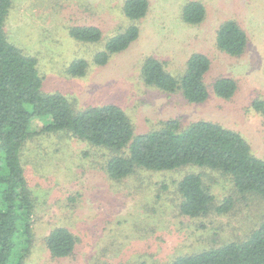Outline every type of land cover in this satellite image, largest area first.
Here are the masks:
<instances>
[{
	"label": "rangeland",
	"instance_id": "rangeland-1",
	"mask_svg": "<svg viewBox=\"0 0 264 264\" xmlns=\"http://www.w3.org/2000/svg\"><path fill=\"white\" fill-rule=\"evenodd\" d=\"M124 1L12 0L4 28L11 42L36 59L41 91L62 94L74 111L116 104L129 117L134 135L158 129L169 119L178 120L180 128L196 120L217 122L239 133L251 153L264 160V116L253 106L264 101V0H200L206 8L200 24H187L181 18V9L190 0H148L137 38L106 63H91L103 42L129 24L122 12ZM226 20L236 21L246 33L239 55L216 47V32ZM85 24L101 28L100 43L70 35L69 28ZM194 53L210 59L203 76L208 88L204 101L188 102L180 91L164 93L144 82L145 58L161 59L166 70L179 78ZM78 58L89 62L82 76L68 72ZM221 77L236 82L230 97L219 96L212 88ZM42 124L34 119L31 130ZM115 153L68 131L45 132L26 142L21 159L34 209L28 249L19 262L164 264L243 240L264 217V199L237 194L230 178L220 171L195 165L136 168L112 178L106 162ZM186 172L201 174L214 205L231 196L230 210L219 213L212 207L197 217L180 213L177 183ZM61 226L75 235L76 244L69 255L53 257L45 237ZM14 260L18 263V258Z\"/></svg>",
	"mask_w": 264,
	"mask_h": 264
},
{
	"label": "trees",
	"instance_id": "trees-1",
	"mask_svg": "<svg viewBox=\"0 0 264 264\" xmlns=\"http://www.w3.org/2000/svg\"><path fill=\"white\" fill-rule=\"evenodd\" d=\"M11 5L12 0H0V264H23L19 260L28 249L34 203L27 188L21 151L27 141L49 131H68L79 140L116 151L106 162L112 178L124 177L136 168L169 170L195 165L227 175L241 196L264 199V160L251 153L239 133L217 122L196 120L180 128L178 120L169 119L158 129L134 135L129 117L116 104L76 112L62 94L42 92L36 59L11 42L5 32ZM148 9V0H125L122 12L129 24L103 42L91 63L102 65L112 54L126 49L137 38L139 22ZM205 15L206 8L200 0H190L181 9V18L187 24H200ZM69 32L79 41L92 43H100L103 36L95 24L75 25ZM246 41L245 31L234 20L222 22L216 32V47L231 55L242 53ZM88 65L85 59L78 58L71 62L68 72L82 76ZM186 67L183 76L177 78L166 70L161 59L147 57L143 80L161 92L180 91L186 101L202 102L208 97L203 76L210 59L194 53ZM212 88L217 95L230 97L236 82L221 77ZM253 106L264 116V101H255ZM34 119L43 122L37 131L31 130ZM177 191L178 209L189 217L205 215L212 207L219 213L227 212L233 205L231 196L214 205V196L199 173L186 172L177 183ZM76 240L68 228L61 226L45 237V244L53 257H64L73 251ZM14 258H18V263ZM164 264H264V217L243 240L225 242Z\"/></svg>",
	"mask_w": 264,
	"mask_h": 264
}]
</instances>
